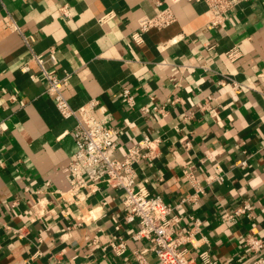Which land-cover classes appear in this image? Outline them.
Masks as SVG:
<instances>
[{"label":"crops","instance_id":"obj_1","mask_svg":"<svg viewBox=\"0 0 264 264\" xmlns=\"http://www.w3.org/2000/svg\"><path fill=\"white\" fill-rule=\"evenodd\" d=\"M157 1L0 0V264H135L133 251L148 247L125 220L123 190L102 184L80 202L59 193L69 189L76 119L61 115L45 79L30 78L40 70L32 52L50 48V70L68 74L70 105L97 99L94 114L111 115L116 157L145 135L157 140L153 157L135 165L138 183L173 206L180 231L200 220L187 243L193 256L208 250L218 264H243L251 257L246 237L264 239V0H244L217 29L205 3L161 0L175 22L133 40ZM110 11L115 17L100 22ZM234 45L243 54L231 62ZM243 202L250 215L225 217ZM121 239L127 249L117 255L108 243Z\"/></svg>","mask_w":264,"mask_h":264},{"label":"built area","instance_id":"obj_2","mask_svg":"<svg viewBox=\"0 0 264 264\" xmlns=\"http://www.w3.org/2000/svg\"><path fill=\"white\" fill-rule=\"evenodd\" d=\"M206 4L212 18L210 27L212 29L222 28L225 25L227 16L244 0H190ZM157 11L146 17L131 34L133 40L142 41L143 33L156 28H165L176 20V15L170 6H163L162 1H157ZM60 12L66 16L70 15L69 6H62ZM114 11L107 12L100 22H106L115 17ZM215 42L207 46L208 50H214ZM242 50L238 45L226 51L231 62H236L242 56ZM31 58L39 65V73L30 74L32 80L43 78L47 82V92L54 99L55 104L65 118L73 117L76 125L70 134L75 141V150L67 164V180L69 189L59 192L62 196L69 194L74 202H80L87 194V190L106 184L124 191L122 197L125 220L137 224V231L134 239L145 240L148 247L133 251L135 264H153L146 253L152 251L158 258L156 264H218L214 261L208 250H202L197 257L190 253L187 243L191 241L194 232L198 230L200 220L195 219V228L187 231H180L176 227V218L170 217L173 206L164 202L159 195L151 194L147 188L138 183V176L135 165L144 157H153L156 151V139L145 135L138 142L131 145L122 158L115 156L118 148L116 140L117 132L110 125L111 115L97 117L94 109L99 104L97 99L90 100L78 108L70 105L64 96V89L69 83L68 74L58 76L51 71L49 64H56L55 50L50 48L47 54L32 52ZM25 71L29 66H22ZM233 88L237 91L242 86L234 82ZM124 103L129 108H134L136 98L130 88L122 91ZM142 112H149L152 109L160 111L158 106L143 105ZM188 144V143H187ZM145 149H147L145 151ZM253 207L249 202H243L234 208L233 211L225 214L227 219L235 220L240 215H250ZM39 215V205H34L29 211V218L33 219ZM246 245L251 252V257L243 264H264V239L256 235L246 237ZM108 246L117 255L126 252V242L110 241ZM51 264H62L53 261Z\"/></svg>","mask_w":264,"mask_h":264}]
</instances>
